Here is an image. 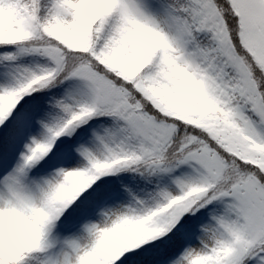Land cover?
<instances>
[{
  "label": "snow or ice",
  "instance_id": "obj_1",
  "mask_svg": "<svg viewBox=\"0 0 264 264\" xmlns=\"http://www.w3.org/2000/svg\"><path fill=\"white\" fill-rule=\"evenodd\" d=\"M0 264H264V0H0Z\"/></svg>",
  "mask_w": 264,
  "mask_h": 264
}]
</instances>
